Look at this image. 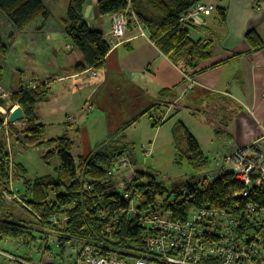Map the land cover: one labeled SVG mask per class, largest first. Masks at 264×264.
<instances>
[{
	"label": "trees",
	"instance_id": "1",
	"mask_svg": "<svg viewBox=\"0 0 264 264\" xmlns=\"http://www.w3.org/2000/svg\"><path fill=\"white\" fill-rule=\"evenodd\" d=\"M205 1L100 0L98 7L101 16H113L127 12L131 6L134 14L129 15L128 30L136 26V17L151 41L166 56L176 63L182 61L187 69L195 70L202 60L211 56L210 43L192 38L191 27L183 28L180 18ZM89 2L70 0L67 18L62 23L48 12L42 0H0V14L11 22L15 33L63 32L72 47L83 55V61L73 68V72L81 74L88 70H104L111 51L104 34L88 25L85 12ZM218 13L225 20L226 9L219 8ZM14 36H9L6 42L0 38V87L4 80L1 60L8 55ZM246 40L253 51L264 48V39L257 31L249 32ZM34 85L27 87L21 83L11 97L14 106L23 108L24 120L16 124L6 123L7 117L0 111V241L40 242V250L50 253L53 249L45 247L42 241L52 233L59 236L62 244L58 253L60 258L63 257L65 244L72 239L95 244L101 248L100 252L115 250L140 254L146 251L148 229L128 212L130 202L125 199L126 193L133 195L136 208L140 211L162 202V206L171 209L177 219L188 218L192 210L201 208L236 211L239 204L243 206L247 202L234 197L243 186L234 180L232 173H224L214 181L205 179L208 184L204 189H200L197 181L192 179L183 190L175 193L176 198L171 201L170 196H165L167 189L149 172L135 170L136 173H131V169L116 172L121 158L127 155L132 160L136 158L133 150L123 141L125 131L139 118L152 113V118L154 113L161 115L158 119L154 118L153 127L158 128L165 123L160 103L111 133L90 154L76 159L73 154L76 141L73 138L47 139V126L41 123L40 107L51 101L52 93L41 82ZM178 130L186 144L182 155L189 166L197 171L208 168L211 159L203 152L197 139L183 124ZM7 136L12 139V148L46 146L49 151L44 161L49 164L58 157V175L31 180L28 169L12 158ZM11 181L21 184L19 195L26 207L4 197L5 192L12 193ZM249 199L264 207V187L254 190ZM18 205L22 206V212ZM54 216L60 220L58 224L51 221ZM64 218H68L67 221H61Z\"/></svg>",
	"mask_w": 264,
	"mask_h": 264
},
{
	"label": "crops",
	"instance_id": "2",
	"mask_svg": "<svg viewBox=\"0 0 264 264\" xmlns=\"http://www.w3.org/2000/svg\"><path fill=\"white\" fill-rule=\"evenodd\" d=\"M42 1L57 19L67 18L70 0ZM99 1L90 0L87 8L91 6L92 11L87 20L111 46L104 70L73 72L74 66L83 61V55L72 47L63 32L15 33L13 26H7L5 35L10 32L7 37L15 36L8 55L1 61L4 81L0 90L11 98L21 83L47 85L52 93L49 103L57 105L67 117L64 128L73 131L74 140L75 135L82 137V147L89 143L82 149V156L91 148L85 121L97 110L106 116L116 111V119H123L126 108H135L142 114L160 103L165 122L162 127L184 112L195 118L203 116L201 122L213 131L206 147L190 125L182 124L205 154L215 146V141L222 146L239 147L264 135V48L253 51L246 40L251 31H257L264 39V0H220V4L205 1L216 10L202 16L201 26H191V36L210 43L211 56L195 70L166 56L143 27L130 28L121 40L114 38L112 16L100 15ZM219 8L226 9L225 20L220 18ZM43 107L44 104L40 107L41 119ZM154 118L158 119V114ZM76 143L79 145L80 141ZM14 188L20 189L21 184L14 183Z\"/></svg>",
	"mask_w": 264,
	"mask_h": 264
},
{
	"label": "built area",
	"instance_id": "3",
	"mask_svg": "<svg viewBox=\"0 0 264 264\" xmlns=\"http://www.w3.org/2000/svg\"><path fill=\"white\" fill-rule=\"evenodd\" d=\"M216 7L207 2L199 3L195 9L180 18L183 28L201 26V18L210 15ZM134 14L131 6L125 13L112 16V36L118 40L125 37L128 31L129 15ZM138 28L142 26L134 17ZM88 111H92L89 106ZM225 154L217 162L214 181L224 173H232L235 181L243 186L235 192L234 197H240L247 202L239 204L236 211L230 209L201 208L191 211L188 218L177 219L174 212L162 206V202L145 211L136 208L133 195L126 193L125 199L130 202L129 213L139 219L142 226L148 229L146 251L134 254L127 251H102L95 244L72 239L65 245V250L59 264H264V207L249 199L251 193L264 187V135L245 146H223ZM151 154V149L145 151ZM132 157L127 155L119 160L116 172L130 169ZM223 163L233 166L231 172L224 169ZM12 193H4V197L12 202L18 201L27 206L21 199L20 189L14 188ZM164 204V203H163ZM41 219L40 216H36ZM64 218L61 221H67ZM51 221L58 224L60 220L52 217ZM11 240L19 250L23 247L43 253L44 258L53 257L52 253L40 250V242L28 244L21 240ZM47 248L61 249L59 236L49 233L45 241ZM0 255L8 258L14 264H38L31 256H17L0 250ZM47 256V257H46ZM58 256V255H57Z\"/></svg>",
	"mask_w": 264,
	"mask_h": 264
},
{
	"label": "rangeland",
	"instance_id": "4",
	"mask_svg": "<svg viewBox=\"0 0 264 264\" xmlns=\"http://www.w3.org/2000/svg\"><path fill=\"white\" fill-rule=\"evenodd\" d=\"M212 1L220 4V0ZM57 20L62 23L61 20ZM7 26L12 27V24L1 13L0 38L2 39H4V36L6 37L5 39L9 38L7 37V33L10 32H7L5 35L4 30ZM25 85H27V87H35L34 82L32 81H27ZM127 109L128 108H126L123 112V119H116V111L110 112L106 116L104 112H100L99 110H97L94 115L86 119L85 123L87 124L88 128L87 142H90L91 145L90 150L86 153L87 155L90 154L98 146V144L105 142L111 132H114L115 129L119 128L123 124L125 125L131 119L134 120V118L136 119L141 115L138 114V110L134 111L135 108L132 109V111H127ZM43 110L44 115L41 119V123L46 124L49 127L47 139L65 136L71 138L73 137V131L64 128V123L67 121V117L64 116V112H61V109H59L57 105L49 102L45 103ZM152 114H148L142 118H139V120H137L132 127L125 131V139L123 141L130 147V149L133 150L136 157L131 161V173H136L135 170H140L154 175L159 183L163 184V186L167 189L165 196H170L171 201L175 200V193L177 191L183 190L185 188V184L192 179L197 181L200 189H204L206 184H208L205 183V179L215 178L214 171L217 166V162L221 160L225 154V149L222 145L218 144V141H215V146L211 147L206 152V154L211 159V164L209 167L203 170H194L189 166L184 155H182L186 150V144L184 140L181 139L182 134L178 129L182 122L186 125H190L192 132H195L199 137L198 139L202 141V146L206 147V145L210 144L213 131L211 130V127H208L201 122V120L203 121L205 118L203 116L195 118L184 112L181 116H178L173 121H170L163 127L161 126L159 129H157L152 126L154 123V117L152 118ZM155 114L157 113H154V115ZM9 115L10 113L7 111V114H5L7 117L6 123H9ZM158 115L161 117L160 114ZM99 119L103 120L99 122ZM6 133H8V131H6ZM75 140L77 142L80 141L79 145L76 143L77 147L75 146L73 150V154L77 159L79 156L83 155L82 149H84L85 146L87 148V144L89 143L84 144V147H82V137L75 135ZM7 141L9 144L8 148L10 147L12 158L15 162L22 163L28 169V177L31 180L49 176L56 177L58 175V169L60 165L59 158H53L49 164L44 161V156L49 151L46 146L28 148L14 146L12 148V139L7 136ZM149 149H151V154L146 155L145 151ZM135 161H137L136 165L134 164ZM223 166L227 172H231L233 170V166L230 163H223ZM18 209L21 210V212L23 210L22 206L20 205H18ZM0 250L17 256L33 255L34 262L38 264H59L61 262V258L57 256L59 253L57 248H53V251L51 252L53 257L48 258L46 256L47 258L45 259H43V253H35L36 250L34 251L25 247L19 250V248L15 247L14 242L11 240L0 241ZM0 263L14 264L8 258L1 255Z\"/></svg>",
	"mask_w": 264,
	"mask_h": 264
},
{
	"label": "water",
	"instance_id": "5",
	"mask_svg": "<svg viewBox=\"0 0 264 264\" xmlns=\"http://www.w3.org/2000/svg\"><path fill=\"white\" fill-rule=\"evenodd\" d=\"M91 11L92 7L89 6L85 12L86 19L90 17ZM0 108H4L8 112H10L8 119L10 124H16L17 122H20L25 118L23 108H21L20 106H14L12 104L11 98L6 96L3 90H0Z\"/></svg>",
	"mask_w": 264,
	"mask_h": 264
},
{
	"label": "bare ground",
	"instance_id": "6",
	"mask_svg": "<svg viewBox=\"0 0 264 264\" xmlns=\"http://www.w3.org/2000/svg\"><path fill=\"white\" fill-rule=\"evenodd\" d=\"M0 111L5 115L7 114V110H5L4 108H0ZM10 113V112H9Z\"/></svg>",
	"mask_w": 264,
	"mask_h": 264
}]
</instances>
